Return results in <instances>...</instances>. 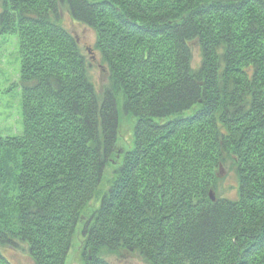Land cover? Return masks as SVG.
Returning a JSON list of instances; mask_svg holds the SVG:
<instances>
[{"label": "trees", "instance_id": "obj_1", "mask_svg": "<svg viewBox=\"0 0 264 264\" xmlns=\"http://www.w3.org/2000/svg\"><path fill=\"white\" fill-rule=\"evenodd\" d=\"M64 7L96 31L102 85ZM0 32L24 128L0 137V264H65L81 225L83 264H264V0H0ZM231 156L239 197L213 199Z\"/></svg>", "mask_w": 264, "mask_h": 264}, {"label": "rangeland", "instance_id": "obj_2", "mask_svg": "<svg viewBox=\"0 0 264 264\" xmlns=\"http://www.w3.org/2000/svg\"><path fill=\"white\" fill-rule=\"evenodd\" d=\"M60 18V23L72 31L77 39H79L82 49H85L87 55L89 57H94V66L90 71L93 74L94 81H97L102 85L106 82V71L102 68L99 51L93 49L97 39L95 29L77 22L72 16H70L66 7L62 9ZM19 47L20 42L18 33L4 34L0 32V137L21 135L24 130L21 96L22 87L20 85L21 55ZM193 55V64H200L202 55L200 54L198 44L194 46ZM126 119H128L127 116ZM121 120L123 121V125L119 131L120 135L117 141V150H128L134 145V118H130L126 121L122 114ZM114 170L115 167L113 164L107 166L101 189L106 188V183L110 179ZM217 184L218 187L210 192L214 198L224 197L229 200H236L239 197L238 176L237 172H235V164L232 156L229 157L225 161V164L220 167V176ZM99 205L100 201L96 198L93 199L87 209V215H91L93 208L96 209ZM81 227H78V235L72 243L73 246L71 247L65 264H83L84 262L82 244L83 233H80ZM6 255L14 264H35L32 257L22 250H17V252L7 251ZM106 257L114 264H149L143 260L138 252L134 253L127 250L121 253H110Z\"/></svg>", "mask_w": 264, "mask_h": 264}, {"label": "water", "instance_id": "obj_3", "mask_svg": "<svg viewBox=\"0 0 264 264\" xmlns=\"http://www.w3.org/2000/svg\"><path fill=\"white\" fill-rule=\"evenodd\" d=\"M210 195H211V194H210ZM212 198H213V199H216V198H214V196H213V195H212Z\"/></svg>", "mask_w": 264, "mask_h": 264}]
</instances>
